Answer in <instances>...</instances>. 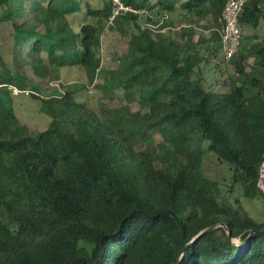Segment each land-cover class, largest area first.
Here are the masks:
<instances>
[{
    "label": "trees",
    "instance_id": "obj_1",
    "mask_svg": "<svg viewBox=\"0 0 264 264\" xmlns=\"http://www.w3.org/2000/svg\"><path fill=\"white\" fill-rule=\"evenodd\" d=\"M125 2L157 8L145 16L164 27L180 6L189 21L208 20L215 46L221 43L227 0ZM0 8L13 22L15 45L29 47L36 77L80 68L90 84L103 79L98 111L71 89L32 94L51 119L34 134L14 109V88L21 94L27 85L17 82L18 71L0 74V264H264V220L223 197L220 183L202 170L212 153L229 166L230 192L238 186L244 198L264 200V70L259 78L240 67L241 84L213 91L204 82L203 42L194 41L197 23L183 27L179 39L146 23L141 28L136 15L109 23V0L99 9L88 0H0ZM77 15L96 23H78L76 32L70 17ZM263 18L264 0H250L240 22L257 30ZM115 29H128L126 50L115 70L101 72L102 38ZM245 40L235 58L263 64L264 40ZM118 89L140 109L109 107L105 100ZM153 131L171 143L155 146Z\"/></svg>",
    "mask_w": 264,
    "mask_h": 264
},
{
    "label": "rangeland",
    "instance_id": "obj_2",
    "mask_svg": "<svg viewBox=\"0 0 264 264\" xmlns=\"http://www.w3.org/2000/svg\"><path fill=\"white\" fill-rule=\"evenodd\" d=\"M88 1L94 8L99 9L103 7L105 1L107 0ZM29 6L30 4L26 2L25 9L27 12ZM177 10L178 12L175 13V16L169 19L171 20L170 22L172 23V26H159L163 24L160 18L154 19V23H149L147 21L148 18L145 15L150 14L153 11L150 12L148 10L142 15H139L140 20L138 21V26L142 28L146 23L148 24L147 26L153 30L163 29V34L179 39L183 27L192 23L196 25L197 23V26H194L193 28L195 32L194 41L196 42L199 39L201 43L203 42L200 52L201 55L206 58V62L201 66L204 71V82L205 85L213 91H228L232 81L241 84L243 78L238 71V68L240 67H244L246 72L252 73L254 76L261 78L262 71L264 70V63L262 64L260 58L256 59L254 56H249L245 59L241 57V59L234 58L231 61L225 60L222 50L220 49L221 44L219 43L215 46L211 37V32L207 29V27H209L208 20L201 23L197 20L189 21L184 17V12L180 9ZM2 16L3 10L0 8V56L7 66H0V74L6 69L13 72L14 75L16 74V71H18L22 78L16 77L17 82L22 86L27 85L28 87V91L21 94H19L18 89L14 88V109L22 124L28 126L34 134L45 131L48 128L51 119L47 115L40 112V105L37 100L32 97V94L45 98L47 96L55 95L58 92V89L61 91L71 89L72 91L79 92L77 94L78 99L88 104L93 110L98 111L100 104L103 102V95L96 88V85L103 83V79L100 76H97L95 81L90 84L85 72L82 69L62 68L57 71H51V75L48 78L40 79L36 77L32 68V59L29 54V47L28 50L26 49L21 51L20 46L15 45L13 22L3 19ZM15 21L21 23L23 18L16 17ZM70 21L77 30L78 27L76 25L78 23H96V19L92 17L89 18L88 16H71ZM262 24L264 25V18ZM105 25L107 26V24ZM125 31L126 32L124 34H121L118 30L113 32L106 30L103 35L100 55L102 59L101 72L112 71L118 67L119 63L116 60V57L126 50L127 45L126 34L129 32L128 29ZM243 33V36L246 34L252 35L254 34V31L244 28ZM257 33V36L263 35L262 37H264V29L258 30ZM251 39H253V37H251ZM256 39H258V37H256ZM249 42L251 43L253 41L250 40ZM243 49L244 47L242 50ZM41 57L45 60V62L47 61L46 53H42ZM33 84H35L38 89L33 91ZM105 102L112 108L128 106L134 112L140 109L138 100H130L121 89L115 91L114 99L105 100ZM221 113L222 111L213 110V114L215 116H219ZM152 137L155 146L160 143H171V139L168 135H162L157 131L152 132ZM148 151L157 165H165V162L161 160V155L154 154L152 148L148 149ZM202 170L207 177L220 183L223 197L230 199L232 202H234L236 198L239 199L242 207L251 218L257 222H262L264 220L263 198L259 197L255 200H248L243 197L241 189L238 186L235 187L233 192H230L232 185L231 171L229 166L221 164L217 161L216 155L206 153L202 164ZM262 182H264V180ZM260 186L263 188V183H261ZM235 243H238V240H236ZM82 253L85 254V252Z\"/></svg>",
    "mask_w": 264,
    "mask_h": 264
},
{
    "label": "built area",
    "instance_id": "obj_3",
    "mask_svg": "<svg viewBox=\"0 0 264 264\" xmlns=\"http://www.w3.org/2000/svg\"><path fill=\"white\" fill-rule=\"evenodd\" d=\"M249 1L250 0H227L226 6L222 12L220 18V44L223 56L227 61L233 60L241 50L243 28L240 19ZM109 2L111 4V18L109 23H112L118 17L127 15L139 16L145 12L142 9L127 4L125 0H109Z\"/></svg>",
    "mask_w": 264,
    "mask_h": 264
},
{
    "label": "crops",
    "instance_id": "obj_4",
    "mask_svg": "<svg viewBox=\"0 0 264 264\" xmlns=\"http://www.w3.org/2000/svg\"><path fill=\"white\" fill-rule=\"evenodd\" d=\"M158 2H159V0H149V3L152 5V6H154V5H158ZM180 8V6H178V9ZM157 9V8H156ZM156 9H154V10H152L153 12H152V14L153 13H156ZM178 12V10H176L174 13H171L170 14V19L171 18H173L174 16H175V13H177ZM78 16V15H77ZM90 23V22H89ZM77 26V25H76ZM74 27V30L76 31V32H79V25L77 26L78 27V30L77 29H75V26H73ZM264 27V25L263 24H261L260 26H259V28L256 30V29H253V28H251V27H249V26H247V25H242V28H243V30H244V28H246V29H248V30H252V31H254V34H252V35H249V34H246V35H244L243 36V40H244V38H247V41H246V43H247V45L248 46H252V45H254V44H256V43H258V42H261V41H263L264 40V37H262V36H257V31L258 30H261V29H264L263 28ZM244 34V33H243ZM165 35V34H164ZM248 35V36H247ZM261 35V34H260ZM166 36H168V35H166ZM253 37V39H251V37ZM172 37V36H171ZM256 37H258V39H256ZM174 38V37H173ZM249 38V39H248ZM250 40H252L253 42H249ZM251 44V45H250ZM256 59H257V57H255ZM254 59V58H253Z\"/></svg>",
    "mask_w": 264,
    "mask_h": 264
},
{
    "label": "water",
    "instance_id": "obj_5",
    "mask_svg": "<svg viewBox=\"0 0 264 264\" xmlns=\"http://www.w3.org/2000/svg\"><path fill=\"white\" fill-rule=\"evenodd\" d=\"M263 164H264V155H263V162H262ZM262 189V191L264 192V182H263V188H261ZM221 226H223V225H221ZM212 229V228H211ZM210 230V229H209ZM208 230H206V231H204L203 233H205V232H207ZM203 233H201L200 235H202ZM199 235V236H200ZM196 240V239H195ZM194 242V241H193ZM189 246V245H188Z\"/></svg>",
    "mask_w": 264,
    "mask_h": 264
}]
</instances>
